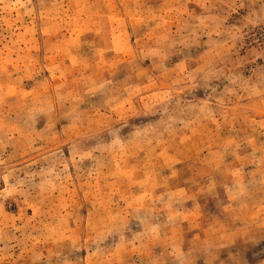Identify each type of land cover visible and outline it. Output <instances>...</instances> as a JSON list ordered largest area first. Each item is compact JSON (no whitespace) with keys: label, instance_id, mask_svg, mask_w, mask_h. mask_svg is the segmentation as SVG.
I'll return each mask as SVG.
<instances>
[{"label":"rangeland","instance_id":"obj_1","mask_svg":"<svg viewBox=\"0 0 264 264\" xmlns=\"http://www.w3.org/2000/svg\"><path fill=\"white\" fill-rule=\"evenodd\" d=\"M0 264H264V0H0Z\"/></svg>","mask_w":264,"mask_h":264}]
</instances>
